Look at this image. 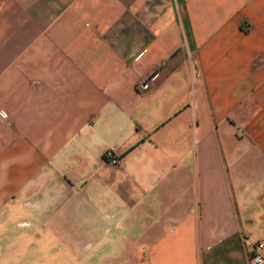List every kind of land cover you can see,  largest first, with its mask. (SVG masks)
<instances>
[{
    "label": "crops",
    "instance_id": "1",
    "mask_svg": "<svg viewBox=\"0 0 264 264\" xmlns=\"http://www.w3.org/2000/svg\"><path fill=\"white\" fill-rule=\"evenodd\" d=\"M257 240L264 0H0V264H249Z\"/></svg>",
    "mask_w": 264,
    "mask_h": 264
},
{
    "label": "built area",
    "instance_id": "2",
    "mask_svg": "<svg viewBox=\"0 0 264 264\" xmlns=\"http://www.w3.org/2000/svg\"><path fill=\"white\" fill-rule=\"evenodd\" d=\"M147 77L148 75L138 79L134 83V87L136 89H146L148 87ZM105 156L112 163L118 162V157H116L110 150H107L105 152ZM262 247H263V241L261 240L254 241L251 244L248 252L249 264H264V251L262 250Z\"/></svg>",
    "mask_w": 264,
    "mask_h": 264
}]
</instances>
